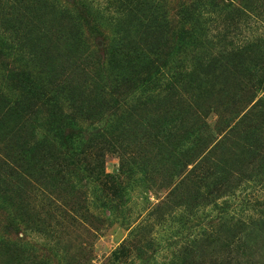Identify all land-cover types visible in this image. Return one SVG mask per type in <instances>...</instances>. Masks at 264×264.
Returning a JSON list of instances; mask_svg holds the SVG:
<instances>
[{
	"label": "rangeland",
	"instance_id": "374dc122",
	"mask_svg": "<svg viewBox=\"0 0 264 264\" xmlns=\"http://www.w3.org/2000/svg\"><path fill=\"white\" fill-rule=\"evenodd\" d=\"M0 45V90L18 68L56 86L80 127L106 129L96 152L128 190L109 203L95 182L94 198V154L20 186L15 136L57 122L35 104L0 119V264H264V112L243 121L264 104V0H0ZM165 117L199 137L160 146ZM121 131L125 152L108 150Z\"/></svg>",
	"mask_w": 264,
	"mask_h": 264
},
{
	"label": "trees",
	"instance_id": "16d2710c",
	"mask_svg": "<svg viewBox=\"0 0 264 264\" xmlns=\"http://www.w3.org/2000/svg\"><path fill=\"white\" fill-rule=\"evenodd\" d=\"M0 47L2 46L0 45ZM9 82L11 84L10 89L6 88V90H0V103L2 104L0 105L1 121L10 124L12 123L13 117L16 119V113L22 112L23 108H28L30 110L32 109L31 105L35 104V106L40 105L42 106L41 108L45 107L47 109L46 113L49 118V123L53 124L55 120L57 122L52 125L54 129L51 135L42 137H40L39 134L36 135V133L28 135L33 136V140L29 137L24 140L22 136L24 133H21L19 136H15V140L16 138L18 139L16 141V147L19 148L20 153L18 157L19 161H16L15 163L11 162V169L14 177L18 179L20 186L22 185V182L24 185L27 184L26 180L30 177L28 173L29 169L37 168L38 166H40L39 170H42L46 166L48 168H57V166L60 167L61 164L65 165L66 163L64 162L68 161L71 163L73 162V166L76 168L79 166V163L82 162L80 158L83 154H88V156L90 154H94L96 160L93 163L90 162L89 166H96L87 167V169H85L86 172H88L86 178H90V180L92 179L91 182L94 185V198L97 196L95 191V182H97L111 191L112 199L108 200L109 203L117 201L120 198L123 199L122 202H125L128 190L127 186H125V183L123 182V174H126L124 164L121 165L119 172L115 174L107 173L105 171V163L103 161L105 150L100 149L102 154L96 152L98 149L97 145L101 143L99 138L101 136L104 137V133L107 132L105 131L106 129L103 130L100 127H96L95 131L87 129L84 130L78 125L73 116L66 113L61 107V97L58 95V91H56V86L54 89H49L47 84H40L30 72L20 70V68L17 70H11L9 72ZM17 85L19 90L17 89ZM263 85L264 77L261 76L258 80V86ZM263 106L264 104L260 106L262 107V109L259 110L261 112H257V110L254 109L249 112L248 116L243 118L246 125L249 124V121L254 120L255 117L257 118L260 116V113L264 112ZM21 108L22 111H20ZM254 115L256 116L254 117ZM175 118L165 117L163 120H152L149 122L152 124V127H149V130L155 128V134H157L158 137L163 138L160 146H166L164 140L167 141L169 138L170 142L168 140V144L171 146L172 150H180L185 147V141H192V138L199 137V133H195V131L190 130V128L183 123V125H179V128L176 129L173 126ZM15 121L17 122V119ZM262 121L264 123V119ZM16 128L19 133L24 130L23 126L22 128L16 126ZM78 130L81 132H78ZM141 132H143V130ZM127 136L128 135L125 134L124 131H121L120 133L118 132V134L111 139L108 145V150L125 152L122 147L125 143L124 141L121 143V140L127 141ZM74 138L79 139L81 143L75 144ZM161 148L165 149L163 147ZM76 158L79 159L75 161ZM227 164H229V161H225V165ZM38 174L43 175L44 173L38 172ZM193 175L194 178H199V175ZM14 187H16V185H14ZM20 190L25 191L22 187ZM109 203H104L103 207L111 209L112 206H109ZM206 238L209 245L213 244V241L222 242L224 240H221V237L217 235V233H211V235H208ZM216 238H218V240ZM238 238L235 237L232 242L228 244L230 245L228 247L232 253L235 252L233 248H237L240 253L244 252L247 243H249V241H247V238L249 239L247 234L244 238ZM211 241L212 243H210Z\"/></svg>",
	"mask_w": 264,
	"mask_h": 264
}]
</instances>
